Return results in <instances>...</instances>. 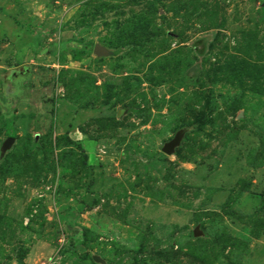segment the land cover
Segmentation results:
<instances>
[{
	"label": "rangeland",
	"instance_id": "374dc122",
	"mask_svg": "<svg viewBox=\"0 0 264 264\" xmlns=\"http://www.w3.org/2000/svg\"><path fill=\"white\" fill-rule=\"evenodd\" d=\"M0 264H264V0H0Z\"/></svg>",
	"mask_w": 264,
	"mask_h": 264
},
{
	"label": "water",
	"instance_id": "95a60500",
	"mask_svg": "<svg viewBox=\"0 0 264 264\" xmlns=\"http://www.w3.org/2000/svg\"><path fill=\"white\" fill-rule=\"evenodd\" d=\"M96 54H97V55H103L104 53H103L99 48H97V49H96ZM177 142H178V141H175V142H173V143L167 145V146L165 147L164 152L167 153V154H171L172 151H173V149H174V147L177 145ZM195 234L198 235V232H196Z\"/></svg>",
	"mask_w": 264,
	"mask_h": 264
}]
</instances>
